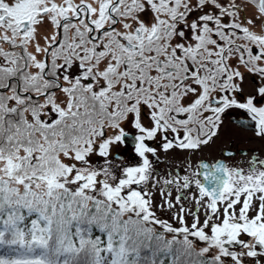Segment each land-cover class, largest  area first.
Masks as SVG:
<instances>
[{"label": "snow or ice", "instance_id": "1", "mask_svg": "<svg viewBox=\"0 0 264 264\" xmlns=\"http://www.w3.org/2000/svg\"><path fill=\"white\" fill-rule=\"evenodd\" d=\"M226 118L264 143V0H0V264H264Z\"/></svg>", "mask_w": 264, "mask_h": 264}, {"label": "flooded vegetation", "instance_id": "2", "mask_svg": "<svg viewBox=\"0 0 264 264\" xmlns=\"http://www.w3.org/2000/svg\"><path fill=\"white\" fill-rule=\"evenodd\" d=\"M246 87L251 88L252 85L249 83L246 84ZM226 120L233 126L229 127L230 139L228 140V146H223L222 139H225L226 137V135H223L216 141L215 144H213V150L211 153L207 151V155L201 159H206L211 163L212 161L220 158L222 149H230L233 152H236L238 159H244V157L239 156L241 151H249L251 149L264 151V143L259 141L252 132L237 128L231 119L226 118Z\"/></svg>", "mask_w": 264, "mask_h": 264}, {"label": "rangeland", "instance_id": "3", "mask_svg": "<svg viewBox=\"0 0 264 264\" xmlns=\"http://www.w3.org/2000/svg\"><path fill=\"white\" fill-rule=\"evenodd\" d=\"M229 127H233V126L229 123V121H227L225 119L224 134L223 135H226V137H225V139H222L223 146H228V140L230 139V136H229ZM212 146L209 147V148H207V149H205L204 152L200 155L199 158H202L205 155H207L206 154L207 151L211 153V151L213 150ZM180 158L181 157H177V156L172 155V154H169L167 156H165V155L162 154L161 161L157 165V167L160 169L161 172H166L167 171V165L170 164L173 167H175V165L179 162Z\"/></svg>", "mask_w": 264, "mask_h": 264}]
</instances>
